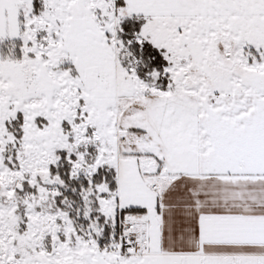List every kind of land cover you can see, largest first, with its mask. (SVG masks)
I'll use <instances>...</instances> for the list:
<instances>
[{
  "label": "snow or ice",
  "instance_id": "6c2138e0",
  "mask_svg": "<svg viewBox=\"0 0 264 264\" xmlns=\"http://www.w3.org/2000/svg\"><path fill=\"white\" fill-rule=\"evenodd\" d=\"M0 264H264V0H0Z\"/></svg>",
  "mask_w": 264,
  "mask_h": 264
}]
</instances>
